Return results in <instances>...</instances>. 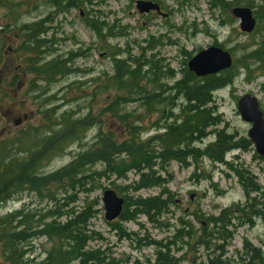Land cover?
Instances as JSON below:
<instances>
[{
  "label": "rangeland",
  "instance_id": "obj_1",
  "mask_svg": "<svg viewBox=\"0 0 264 264\" xmlns=\"http://www.w3.org/2000/svg\"><path fill=\"white\" fill-rule=\"evenodd\" d=\"M8 1L11 3L8 8L0 7V144L6 143L15 149L14 142L22 132L38 129V134H41L42 128H50L52 122L58 121L63 114L74 113L71 117L77 122L72 126L75 132L70 128L65 132L66 136L76 135L78 139L73 143L66 144L69 139L63 142L62 151L44 162L38 172L41 175L61 173L77 160V155L80 163L94 160L95 154L107 149V143L118 144L127 138L125 124L106 112L115 98L128 97L110 80L115 73V60L132 66L131 69L145 59L155 61L162 73L168 70L174 73L175 80L160 77L161 84L172 86L189 72V60L201 50L215 45L231 54L236 79L231 86L214 93L212 108L216 109L222 122L209 129V136L201 144L193 145L201 151L216 140V132L219 131L233 135L236 140L248 139L251 126L241 120L237 111V101L243 95L255 97L264 111V77L252 74L246 81L245 71L239 67L241 56L252 51L254 44L264 36V17L257 19L253 33L245 35L239 31L238 20L228 11L230 7L239 5L248 7L254 14L264 7V0H223L225 5L215 9L214 0H144L157 4L162 13L168 14L167 18L157 14L139 15L135 9L137 0H90V3L78 0V7L70 10L52 8L46 0ZM10 9L14 14L10 15ZM8 17L15 18V25ZM91 18L97 22L99 36L86 25ZM41 21H45L44 27L48 31L39 40L50 43L46 45L49 50L40 55L42 60H37L38 65L53 60L70 61L66 64L70 72L56 76L51 83L27 73L29 66H26V60L34 59L37 54L21 50L25 39L21 37V27ZM180 102L176 104L180 105ZM137 105L131 101L122 106L121 113L131 115V124L139 119L141 123L136 122L135 125L142 127L140 139L146 140L157 133L155 123L160 116L153 113L145 115ZM173 113H177L176 108ZM250 145L226 153L224 158L228 166L214 164L209 158L198 155L190 160L188 166L171 162L166 173L161 174L168 179L165 187L173 201L158 220L162 225L153 224L144 216L128 223L118 219L109 223L104 219L101 200L105 190L114 191L124 200L126 197H156L160 193V189L138 192L131 189V183L138 177L130 170L132 154L129 153L114 155L119 168H110L102 161L86 166L85 175L106 173L113 176L96 178L93 184L86 186L85 190L89 192H78L75 204L68 200L72 192L58 191L57 182H54L42 190L41 195L46 198L24 192L3 204L0 216L22 208L33 214L61 206L64 215L72 209L89 207L93 214L90 229L98 235L89 246L91 250L102 251L106 262L153 263L156 246L149 243H166L176 230L182 229L188 237L173 240L175 244L170 251L171 256L180 259L179 264H207L219 256V252L223 254L220 257L223 264H246L248 257L245 253H249L250 247L264 255V216H253L247 208L259 204L255 209L264 211V159L256 153L251 142ZM21 146H25V140L18 148ZM230 165L251 174L246 177H250L259 188L258 193L250 194L251 198L256 197V202L247 198ZM51 191L55 199L60 200L56 205L48 204ZM243 207L245 211L241 210ZM224 210L230 211L232 220L226 230L231 237L223 243L216 239V235L209 237L207 234L212 229L211 217H219ZM121 232L135 233L137 239L132 242L123 239ZM205 242L209 244L203 246ZM53 244L47 238L35 239L31 248L33 253L28 260L43 259ZM216 247L221 250L218 252ZM4 263L0 253V264Z\"/></svg>",
  "mask_w": 264,
  "mask_h": 264
},
{
  "label": "trees",
  "instance_id": "obj_2",
  "mask_svg": "<svg viewBox=\"0 0 264 264\" xmlns=\"http://www.w3.org/2000/svg\"><path fill=\"white\" fill-rule=\"evenodd\" d=\"M86 2L90 3V0H86ZM213 2L221 6L222 4L225 5L223 0H214ZM10 4L8 0H0V7L8 8ZM46 4L55 9L70 10L77 8L80 1L46 0ZM9 11L10 15L14 14L12 9ZM261 12L264 17V7H260L259 11L254 13L256 19L261 17ZM8 20L15 25L14 17H8ZM44 23L45 21H41L21 27V37H25L21 50L24 53L35 52L37 54L34 59L26 60L25 64L27 67L29 66L27 73L41 77L42 81L44 80L46 83H51L56 76L68 73L69 70L66 68V64L70 61L53 60L38 65L37 60L41 58L40 55L46 53L45 50H49L46 45L50 43L39 40L40 36L48 31L44 27ZM86 25L96 36H99L100 32L97 22L93 18L87 21ZM22 32H24L23 35ZM41 49L43 50L40 51ZM114 64L115 73L110 80L115 82L121 93L125 91L128 97L119 96L115 98L108 105L106 112L119 119L120 123L125 124L127 138L119 141L118 144L107 143V149L95 154L94 160L80 163L79 155H77L75 158L77 160L68 168L63 169L61 173L41 175L38 172L43 168L44 162L55 153L62 151L64 146L61 144L63 142L69 139L70 142L66 143L68 144L78 139L76 135L66 136L65 132L69 128L72 132H75L72 126L77 122L73 121V117H71L74 113L63 114L60 117L62 121L58 118V121L52 122L50 128H42L43 132L41 134H38V129L22 132L20 137L14 142L15 146H17L15 149H12L11 145L9 148L6 143L4 145L0 144L3 147L0 148V207L24 192L34 193L40 198H46L41 195L42 190H46L45 187L49 183L54 182H57L56 188L58 191L72 192L73 195H70L68 200H70L71 204H75L78 192H89L85 188L93 184L96 178L101 179L113 176L105 175L106 173L85 175L84 169L86 166L96 164L94 163L95 161H102L110 168L112 166L119 168L120 164L113 159L114 155L129 153L132 154L130 170L138 177L136 181L131 183V189L134 192L160 189V193L156 197L148 198L131 199L126 197L120 218L123 222H131L139 216H144L149 222L159 224V218L167 212L169 204L173 202L170 193L165 187L168 179L161 175L166 173V167L171 162L187 166V156L192 155L195 159L198 155L199 157L209 158L214 164L228 166L224 158L226 153L233 149H245L251 146L250 141L246 138L236 140L233 135L219 131L216 132V140L202 151L191 147L193 143L203 141L202 139L209 135L208 129L216 127L222 122L216 109L212 108L215 103L212 94L214 91L231 86L234 83L236 79L234 65L229 70L218 75L207 76L202 79H198L187 72L178 82H174L171 86L160 83L161 76H168L170 79L173 77L172 72L169 70L162 73L160 66L153 67L152 73L147 76L142 75L140 63H136L132 69L130 68L132 66H126L121 60H115ZM239 67L245 71L246 81H249L252 74L264 77V37L259 43L254 44L252 51L246 52L241 56ZM166 91L170 92V97L160 98L154 94L155 92L164 93ZM134 92H142L144 97L134 98ZM179 100L181 101L180 114L178 116L179 123H169L168 120L173 115L175 116L173 111L177 106L176 102ZM131 101L138 103L137 108L144 110L145 115L152 114L160 109L159 120L155 123L157 133L154 136L141 140L140 135L143 129L135 125L136 122H140L139 119L134 124H131V115L129 113H121L122 106ZM54 108L51 110L52 112ZM22 139L25 140V146L18 148L20 142L23 141ZM187 153L190 154L187 155ZM229 167L238 176L247 198L256 202V197L251 198L250 194L258 193L259 188L251 181L250 177H246V175L251 174L242 168H236L231 165ZM48 199L55 204L60 202V200L55 199L52 191ZM256 205L247 207L250 210V214L253 216H264V211L255 209ZM58 208L61 209V206ZM83 209L88 214H92L91 208L85 207ZM241 210L245 211V207ZM229 212V210H224L219 217H211L209 223L212 225V229L207 236L216 235V239L221 240L223 243L231 237L226 232L232 220ZM85 214L78 215L80 217L79 220L74 218L64 226L54 222L43 224L40 223V220L35 221L33 215L26 213L23 208L0 216V253L4 259V264H113L112 262H106V257L102 251L88 248V243L95 240L98 235L94 236L95 234L85 233L89 221V217H86ZM182 224L185 225V223ZM159 225H162V223ZM66 232L73 233V242L65 235ZM82 232L86 235L81 234ZM122 234L131 242L137 239V234L135 233L126 234L123 232ZM184 236L188 237L187 232L178 229L166 243H149V245L153 244L157 248L152 264H179L180 259L177 260L171 256L170 251L175 244L173 240L181 239ZM39 237L47 238L53 241L54 244L43 259L39 260L36 258V261L32 258L29 261L28 258L33 253L29 241ZM208 244L209 242H205L203 246ZM215 250L218 251L221 248L216 247ZM219 254L215 259L209 260L207 264H223L220 259L223 254L220 252ZM245 255L248 257L246 264H264V255L258 249L250 247L249 253H245ZM148 264H150L149 261Z\"/></svg>",
  "mask_w": 264,
  "mask_h": 264
},
{
  "label": "water",
  "instance_id": "obj_3",
  "mask_svg": "<svg viewBox=\"0 0 264 264\" xmlns=\"http://www.w3.org/2000/svg\"><path fill=\"white\" fill-rule=\"evenodd\" d=\"M135 9L139 15L156 12L162 18L166 15L160 11L157 4L150 1L137 0ZM230 15L239 21V30L250 34L256 26L255 18L249 8L235 7L230 10ZM233 59L230 53L219 46L212 45L201 50L192 57L187 66L189 72L197 78L217 75L232 67ZM237 111L243 122L251 125L248 139L254 145L256 153L264 159V117L256 98L244 95L237 101ZM102 204L105 211V220L110 222L119 217L123 208V199L117 197L114 191L105 190L102 194Z\"/></svg>",
  "mask_w": 264,
  "mask_h": 264
},
{
  "label": "bare ground",
  "instance_id": "obj_4",
  "mask_svg": "<svg viewBox=\"0 0 264 264\" xmlns=\"http://www.w3.org/2000/svg\"><path fill=\"white\" fill-rule=\"evenodd\" d=\"M214 5V9L217 7V6H220V5H218V3H214L213 4ZM235 7H240L239 5H234V6H232V7H230L229 9H228V11L230 12V10H232L233 8H235ZM241 7H244V6H241ZM244 8H248V7H244ZM251 10V9H250ZM252 11V10H251ZM230 14V13H229ZM252 14H253V12H252ZM231 16V15H230ZM253 16H254V14H253ZM260 18H262L263 16H262V12L260 13ZM232 17V16H231ZM254 18H255V16H254ZM259 18V19H260ZM255 21H256V26H255V29H256V27H257V24H258V21H257V19L255 18ZM239 22V21H238ZM254 29V30H255ZM240 31V30H239ZM254 32V31H253ZM252 32V33H253ZM242 33V32H241ZM244 34V33H243ZM251 34V33H250ZM245 35H249V34H245ZM264 36H262L261 37V39L263 38ZM260 39V40H261ZM231 55V54H230ZM140 65H141V73H142V75H150L151 73H152V71H153V67H158V63H156L155 61H152V60H150V59H145V60H143L142 61V63H140ZM187 68H188V66H187ZM189 71V70H188ZM70 71H68V73H69ZM67 73V74H68ZM173 74V77L170 79V78H168V76H166L167 77V79H170V80H175V76H174V73H172ZM61 76H65V75H61ZM197 78V77H196ZM203 78H205V77H203ZM180 79H178L176 82H178ZM228 87V86H227ZM216 91H218V90H216ZM216 91H214L213 92V94H212V97L214 98V93L216 92ZM154 94H156V95H158L160 98H166V97H170V92H168V91H166V92H164V93H162V92H155ZM246 95H249V94H246ZM244 96V95H243ZM251 96V95H250ZM133 97L134 98H137V99H139V98H143L144 97V93H142V92H134L133 93ZM253 97V96H252ZM255 98V97H254ZM215 100V99H214ZM257 100V99H256ZM181 103V102H180ZM166 104H168V102H166ZM165 104V105H166ZM258 104H259V102H258ZM177 106H176V109H177V113L175 114V116L173 115V117L172 118H170L169 120H168V122L169 123H171V122H173V123H179V119H178V116H179V114H180V108H181V106L179 105V104H176ZM259 107H260V104H259ZM160 110V109H159ZM159 110H157L156 112H153V114H160V111ZM260 110H261V108H260ZM262 111V110H261ZM262 113H263V111H262ZM240 116V115H239ZM263 117H264V113H263ZM248 124V123H247ZM250 125V124H249ZM251 126V125H250ZM251 128V127H250ZM211 129V128H210ZM250 130V129H249ZM207 132L209 133V129L207 130ZM209 136V135H208ZM207 136V137H208ZM207 137H205V138H203L202 140L204 141V140H206L207 139ZM203 141H197V142H195V143H193L192 145H191V147L192 148H195V147H193V145L194 144H201ZM190 153H187V155H189ZM187 158H188V163H190V160H193V157H192V155H189V156H187ZM188 166V165H187ZM116 194V193H115ZM118 197V196H117ZM120 198V197H119ZM122 199V198H121ZM50 203H48V204H51V205H56L54 202H51V201H49ZM101 202H102V200H101ZM53 203V204H52ZM124 203H125V200L123 199V205H124ZM103 205V204H102ZM103 209H104V206H103ZM11 212H13V211H11ZM11 212H9V213H11ZM122 212V211H121ZM9 213H7V214H9ZM83 213H86L85 214V216L86 217H89V221H88V223H87V227H86V229H85V233H87V234H95L94 236H96V232H94V231H91V229H90V221H91V219H93V215L92 214H88L87 213V211H85V209H72V210H70V212H68V213H66V214H62V210H60L59 208H56L55 207V209H51L50 211H38V212H35V213H33L32 215H33V219L35 220V221H37V220H40V223H43V224H46V223H50V222H54V223H56V224H58V225H60V226H64V225H66L69 221H72L74 218H77L78 220H79V216L78 215H80V214H83ZM104 215H105V211H104ZM120 216H121V214L119 215V217H117V218H115L114 220H119L120 222H122V223H128V222H123L122 220H121V218H120ZM104 219H105V217H104ZM113 220V221H114ZM108 222V221H107ZM110 222H112V221H110ZM109 222V223H110ZM85 233H81V234H85ZM68 238H70V240L73 242L74 241V239H73V237H74V235H73V233L72 232H66V234H65ZM86 235V234H85ZM121 235L123 236V239L125 238L124 237V235L122 234V232H121ZM93 236V235H92ZM42 238H44V237H42ZM35 239H37V238H34V239H32V241H29V245L30 246H32V242L35 240ZM127 239V238H126ZM91 242H89L88 243V248L89 249H91L90 248V246H89V244H90ZM181 249H182V247H181ZM181 249H179V250H177V252L178 251H180ZM172 250V249H171ZM156 252H157V248H156V250H155V254H156ZM181 258V257H180ZM149 263L150 264H152L151 263V261H149ZM137 264H140V263H138L137 262ZM147 264H148V261H147Z\"/></svg>",
  "mask_w": 264,
  "mask_h": 264
},
{
  "label": "flooded vegetation",
  "instance_id": "obj_5",
  "mask_svg": "<svg viewBox=\"0 0 264 264\" xmlns=\"http://www.w3.org/2000/svg\"><path fill=\"white\" fill-rule=\"evenodd\" d=\"M152 2V1H151ZM154 3V2H153ZM150 15H159L158 13H156V12H150L149 13ZM166 15V17L165 18H167L168 17V14H165ZM114 72H115V68H114Z\"/></svg>",
  "mask_w": 264,
  "mask_h": 264
}]
</instances>
